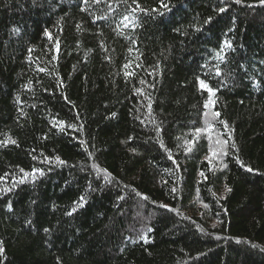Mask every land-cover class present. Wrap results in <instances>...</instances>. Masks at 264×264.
Returning <instances> with one entry per match:
<instances>
[{"label":"trees","instance_id":"obj_1","mask_svg":"<svg viewBox=\"0 0 264 264\" xmlns=\"http://www.w3.org/2000/svg\"><path fill=\"white\" fill-rule=\"evenodd\" d=\"M164 2L0 0V264H264V4Z\"/></svg>","mask_w":264,"mask_h":264},{"label":"snow or ice","instance_id":"obj_2","mask_svg":"<svg viewBox=\"0 0 264 264\" xmlns=\"http://www.w3.org/2000/svg\"><path fill=\"white\" fill-rule=\"evenodd\" d=\"M236 2L237 3H240L241 2V0H236ZM260 2L262 3V4H264V0H260ZM160 3H161V7H163V8H165V9H167L168 8V5L164 2V0H160ZM138 7H139V5H138ZM136 9H133V11H135ZM153 11H157L156 9H153ZM220 11H224V9H220ZM125 20H128V17H125L124 18ZM211 18H209V20H210ZM230 46V45H229ZM201 85H202V87H207V85H205L203 82H201ZM210 91H211V89H209ZM216 115L218 116L219 115V113H216ZM13 143H15V141H13ZM248 171H252V169H248ZM47 231V230H46Z\"/></svg>","mask_w":264,"mask_h":264}]
</instances>
